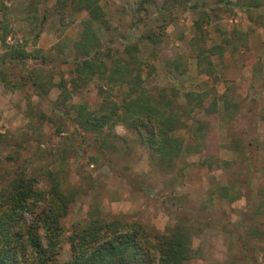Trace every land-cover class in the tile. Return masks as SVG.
Segmentation results:
<instances>
[{"label": "rangeland", "instance_id": "1", "mask_svg": "<svg viewBox=\"0 0 264 264\" xmlns=\"http://www.w3.org/2000/svg\"><path fill=\"white\" fill-rule=\"evenodd\" d=\"M260 1V7L247 11L237 4L248 0H100L105 16L95 27L106 66L127 61V47L136 43L131 66L151 94L169 88L175 106L182 108L188 91L206 92L205 107L216 100L210 114L193 107L173 133L193 145L191 131L197 121H205L200 151L183 152L172 168L163 170L150 163L147 150L123 125L85 132L72 119L70 105H100V85L116 102L127 90L126 84H103L97 76L86 86L79 82L76 89L71 87L74 43L81 37L86 11H76L71 0H3L0 34L6 24V44L39 48L45 59L37 55L0 66V187L20 172L44 187L46 171H61L64 190L76 195L62 219L58 262L69 257L66 236L72 225L96 206L109 217L139 221L151 232L186 226L192 253L184 264H264ZM194 4L197 9H192ZM203 11L208 16L202 18V35L196 22ZM243 14L250 23L241 20ZM212 45H221L224 53L210 55L215 73L209 76L199 72L197 49ZM36 76L49 88L44 98L32 85ZM61 80L68 82L64 105L58 100L65 94L56 85ZM229 102L237 108L227 110ZM225 186L234 200L219 196L218 187Z\"/></svg>", "mask_w": 264, "mask_h": 264}, {"label": "trees", "instance_id": "2", "mask_svg": "<svg viewBox=\"0 0 264 264\" xmlns=\"http://www.w3.org/2000/svg\"><path fill=\"white\" fill-rule=\"evenodd\" d=\"M71 2L76 11L85 10L87 13L82 20L81 37L74 43L76 76L70 81L71 87L76 89L79 82L86 86L96 76L103 84L127 85L119 102L111 100L109 92L100 85L98 90L102 101L97 108H90L86 102L70 105L69 108L75 112L72 119L76 126L85 132L102 133L104 127L112 129L118 124L123 125L147 150L150 163L163 170L172 168L175 159L183 152L200 151L201 140L208 127L205 121H197L193 127V145H185L183 138L173 133L181 127L182 119L189 117L193 107L210 114L215 111L216 100L205 107L206 92L188 91L184 93L186 106L182 108L175 106L169 88L158 95L151 94L142 85L136 66H131L132 60L136 63V43L127 47V61L106 66L99 54L101 44L95 27L105 16L100 0ZM261 4L260 0H248L237 6L250 11ZM0 6V10L4 9L3 0H0ZM197 8L196 4L192 5V9ZM200 13L196 26L203 35L202 18L207 19L208 12ZM44 19L45 16L41 23ZM3 30L5 33L0 34V44L4 52L0 55V66L35 59L37 55L45 57L39 48L27 50L24 44L21 47L6 44L9 31L6 24ZM223 53L221 45L198 46L199 72L213 75L215 68L210 55L222 57ZM67 84L64 80L56 84L65 94L58 100L61 105L69 94ZM32 85L39 97L44 98L49 90L38 76ZM69 108L67 113H70ZM233 108H237V104L229 102L226 109L232 111ZM1 137L0 133V142ZM45 175L44 187H38L37 179L24 172L15 173L0 187V264H184L191 258V236L186 226L176 225L163 232H151L139 221L109 217L95 206L85 219L72 225L70 234L66 236L69 257L58 262V245L65 231L62 219L76 193L64 190L66 180L61 171L48 170ZM229 189L218 187L219 196L234 200L236 196H229Z\"/></svg>", "mask_w": 264, "mask_h": 264}, {"label": "crops", "instance_id": "3", "mask_svg": "<svg viewBox=\"0 0 264 264\" xmlns=\"http://www.w3.org/2000/svg\"><path fill=\"white\" fill-rule=\"evenodd\" d=\"M237 10H239L240 11V9H237ZM245 19V22L247 21L248 23H250L249 22V20L248 19H246V17H245V14H243V17L241 18V20H244ZM260 30H262L261 28H259L258 29V31L260 32ZM261 34H262V31H261ZM247 68V67H246Z\"/></svg>", "mask_w": 264, "mask_h": 264}]
</instances>
